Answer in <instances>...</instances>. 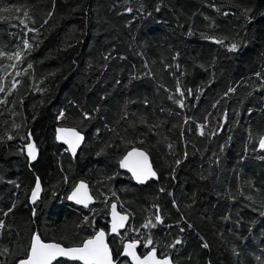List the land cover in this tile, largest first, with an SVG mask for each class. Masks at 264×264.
Listing matches in <instances>:
<instances>
[{"label": "trees", "instance_id": "16d2710c", "mask_svg": "<svg viewBox=\"0 0 264 264\" xmlns=\"http://www.w3.org/2000/svg\"><path fill=\"white\" fill-rule=\"evenodd\" d=\"M0 17V52L22 53L0 56V264L26 256L34 233L73 246L107 230L111 202L129 216L109 239L116 258L133 238L178 264L264 262V0H0ZM57 126L84 135L75 158ZM133 147L157 180L119 170ZM78 179L90 208L66 199Z\"/></svg>", "mask_w": 264, "mask_h": 264}, {"label": "snow or ice", "instance_id": "6c2138e0", "mask_svg": "<svg viewBox=\"0 0 264 264\" xmlns=\"http://www.w3.org/2000/svg\"><path fill=\"white\" fill-rule=\"evenodd\" d=\"M127 12H131V8L125 9ZM2 11L5 12H20L21 9L19 7L15 9L5 8ZM24 15L27 16V11L24 12ZM51 15V13H49ZM5 17H0V19H4ZM23 23V21H21ZM31 31V29H30ZM217 43H223V41H217ZM236 44H232L229 48V51H235L237 49ZM24 48L30 49L31 45L27 40L24 41ZM7 55L9 60L15 59L20 61L22 59L21 51H16L13 54H8L4 52H0V56ZM15 66V65H13ZM29 68L32 67L31 64L28 65ZM259 76L260 73H257ZM15 86V85H13ZM0 91H4L3 87H0ZM179 92L180 89L177 88ZM229 92H232L233 89H229ZM188 94L191 95V90L188 91ZM228 93H225L227 95ZM183 96V93H181ZM171 99V97H170ZM181 107H183V101H177ZM215 107V105H213ZM64 116V112L61 111L60 117ZM201 134H203V126H201ZM57 140H62L64 143L68 145L66 151H70L73 155H75L77 148L79 147L83 137L77 132L75 129H57ZM8 139H12L11 136ZM258 146L260 149L264 150V136H261L258 141ZM27 148V156L29 160L34 161L37 159V148L34 143H28L26 145ZM177 164H180V161H176ZM119 165L121 168H127L132 172V175L135 179L143 183L148 180L150 177H155L156 172L153 171L151 164L148 162V156L145 152L139 150L138 148H133L131 151L127 152V154L119 161ZM41 192V183L39 178L36 179L35 186L31 190V202L35 203L39 197ZM70 201H75L78 205H83L84 207H88V203L91 201V196L88 195L87 185L84 182H80L75 186L72 193L67 197ZM16 207L15 203L12 205V208H9L7 212H4V215L7 216L14 208ZM158 213V209H157ZM33 214L35 215V209H33ZM112 215L113 220L111 224V232L117 233L118 229L124 228V221L127 219V216L120 215L116 212V204H112ZM261 215H264V212H261ZM85 221L88 219L84 218ZM227 219V217H225ZM155 220L157 223H162V218L159 214L155 215ZM4 226V222L0 220V227ZM155 227V224L152 223L151 220L147 221L142 227ZM184 229L181 228V232ZM105 231L103 229L97 231L94 236L84 240L82 245L79 247H71L65 248L61 246L59 243H45L41 240L40 236L37 234H33L30 244V249L27 252L24 259H20L18 264H53V261H56L58 257H68L75 261H82L83 264H114L113 257L108 249V245L105 243ZM138 241L133 240L130 243L124 245V255L130 256L134 264H172V260L168 256H164L163 258H157V250L152 248L147 252L143 257L138 256L135 252V248L137 246ZM181 240L176 239L172 245L169 247H174L176 244H180ZM152 244L151 240H148L145 247H148ZM203 247H208L207 243L203 245ZM9 252V249L4 248L0 255H6ZM260 260V257H257ZM264 264V262H262Z\"/></svg>", "mask_w": 264, "mask_h": 264}, {"label": "water", "instance_id": "95a60500", "mask_svg": "<svg viewBox=\"0 0 264 264\" xmlns=\"http://www.w3.org/2000/svg\"><path fill=\"white\" fill-rule=\"evenodd\" d=\"M60 128H64V129H75V128H73V127H66V126H57V127L55 128V140H56V142L59 143V144H63V145H65V146L68 148V145H67L66 143H64V141H62V140H57V138H56V137H57V129H60ZM75 130H76L77 132H79L80 135L83 137V140L81 141L79 147H78L77 150H76V153H75V155H76V154L78 153L79 148H80V147L82 146V144L84 143V140H85V139H84V135H83L79 130H77V129H75ZM262 136H264V134H263ZM29 143H34V142L32 141V139H30ZM133 148H137V147H133ZM133 148H130L129 150H127V151L125 152V154L122 156V158L127 154V152L131 151ZM257 148H258L259 150H262V149L259 148L258 144H257ZM138 149L141 150V151H143V152H145V153L147 154V152L144 151L143 149H140V148H138ZM69 153H70V155H71L72 158L75 157V155H73L70 151H69ZM25 155H26V157H27V159H28V161H29L30 164H33V163L36 161V160H34V161L29 160V158H28V156H27V148H26V146H25ZM147 156H148V162L151 164L153 171H155V169H154V167H153V164H152V162H151V159H150V157H149L148 154H147ZM122 158H121V159H122ZM121 159H120V160H121ZM120 160H119V161H120ZM118 166H119V170H120L121 172L127 173V174L131 177L133 183H135V184H137V185H144L147 181H149V180H157V178H158V173H157V171H155V172H156V176H155V177H150L148 180L144 181L143 183H140V182H138V181L135 179V177L132 175V172H131V171H129L127 168H121L120 165H119V162H118ZM80 182H84V183L87 185L88 195L91 196V198H92L91 201L88 203V207H84L83 205H78V204L75 203V201H70V200H68V199H67V200L70 201V202H73L74 204H76V205H77L78 207H80V208L87 209V208H89V207L95 202V198H94V197L92 196V194L90 193L89 185H88V183H87L86 181H84V180H78V181L76 182L75 186L78 185ZM34 186H35V185H34ZM34 186H33V187H34ZM75 186L71 189V191L69 192L68 196L72 193V191H73V189L75 188ZM41 193H42V188H41V192H40L39 197H38V199L36 200V202L40 199V197H41ZM68 196H67V197H68ZM36 202H35V203H36ZM30 203H31V204H35V203H32V202H31V192H30ZM116 212H117V210H116ZM117 213H118V212H117ZM119 214H120V215H125V216H127V219L124 221V225L126 226V224L129 222V216H128V214H121V213H119ZM112 220H113V215H112V206H111V209H110V228H109V233H110V234H116V233H112V232H111V224H112ZM125 226H124V228H125ZM124 228L118 229V231L123 230ZM34 234H37V233H34ZM94 235H95V234H94ZM94 235H93V236H94ZM88 238H90V237H88ZM88 238H86V239H88ZM31 239H32V238H31ZM86 239H84V240H86ZM41 240H42V239H41ZM84 240H83V241H84ZM42 241L45 242V243H57V242H55V241H51V240H49V241H44V240H42ZM132 241H133V240H132ZM132 241H130V240L126 241V242L123 244V251L121 252V256H124V257L128 258L130 264H134V262L132 261V258H131L130 256L124 255L123 253H124V245L127 244V243H130V242H132ZM135 241H138L137 246H136V248H135V252H136V254H137L138 256H140L139 249H140V247H141V243H140L139 240H135ZM105 243L108 245L106 239H105ZM81 245H82V243H81L80 245H73V246H64V245L61 244V246L65 247V248L79 247V246H81ZM138 248H139V249H138ZM153 248H154V247H153ZM29 249H30V246H29ZM108 249H109V251H110V247H109V245H108ZM137 249H138V252H137ZM151 249H152V248H150L148 251H150ZM28 251H29V250H28ZM148 251H147V252H148ZM147 252H146L144 255H146ZM110 253H111V251H110ZM111 255H112V253H111ZM142 257H143V256H142ZM157 258H163V257H159V256H158V253H157ZM60 259H67V260H70V261H75V260H72V259H70V258H68V257H58V258H57V260H60ZM57 260H56V261H57ZM171 260H172V259H171ZM54 262H55V261H53V263H54ZM76 262H80L81 264H83L82 261H76ZM17 264H18V262H17ZM114 264H116L115 261H114ZM172 264H174V263L172 262Z\"/></svg>", "mask_w": 264, "mask_h": 264}, {"label": "flooded vegetation", "instance_id": "af4514ba", "mask_svg": "<svg viewBox=\"0 0 264 264\" xmlns=\"http://www.w3.org/2000/svg\"><path fill=\"white\" fill-rule=\"evenodd\" d=\"M59 144V143H58ZM84 144V143H83ZM83 144H82V146H83ZM59 145H61V146H63L64 148V150L63 149H61L60 151L62 152V153H67L70 157H71V155H70V153H69V151H66V149H67V147L65 146V145H63V144H59ZM82 146L79 148V150H78V152L80 151V149L82 148ZM77 155V154H76ZM75 155V156H76ZM72 158V157H71ZM75 158V157H74ZM73 159V158H72ZM127 174V173H126ZM128 175V174H127ZM129 176V175H128ZM78 180H84V179H78ZM77 180V181H78ZM76 181V182H77ZM85 181V180H84ZM76 182L74 183V185L72 186V188L75 186V184H76ZM89 185V184H88ZM72 188H70V190H68V192H67V196H68V194H69V192L71 191V189ZM89 189H90V193L92 194V192H91V188H90V186H89ZM30 192H31V190H30ZM92 196L94 197V195L92 194ZM41 198V197H40ZM95 198V197H94ZM29 199H30V195H29ZM66 199H67V197H66ZM40 200V199H39ZM39 200L36 202V203H38L39 202ZM68 201V200H67ZM95 202H96V199H95ZM95 202L91 205V206H93L94 204H95ZM68 203H70V204H72V205H74L73 207H78L76 204H74L73 202H70V201H68ZM113 203H115V202H111L110 204H109V206H108V213H107V230H104L105 231V233H106V235H105V239H106V241H107V243H108V245H109V247H110V244H109V239H110V237H116V238H121V235L127 230V228H128V226H129V222L126 224V226H125V228L123 229V230H120V231H118L116 234H110L109 233V228H110V209H111V206H112V204ZM116 204V203H115ZM90 206V207H91ZM89 207V208H90ZM80 208V207H79ZM116 210H117V212L118 213H121V214H127V212H125V211H122L121 209H120V207H119V205H116ZM99 230H101V228H99L97 231H99ZM96 231V232H97ZM96 232H94V234L96 233ZM93 234V235H94ZM92 235V236H93ZM92 236H90V237H92ZM128 240H130V241H132V240H136V239H128ZM139 240V239H138ZM44 241H49V240H44ZM140 243H141V247H140V249H139V253H140V256L142 257V256H144V254L150 249V248H153V247H150V245L148 246V247H145V244H147V242H143L142 243V241H140ZM123 244H124V241H122V245H121V249H120V252H122L123 251ZM29 246H30V243H29ZM29 246H28V250H29ZM138 249H137V252H138ZM28 250H27V252H28ZM110 251H111V253H112V257H113V261H115V263L116 264H121L122 262H123V260L125 259V260H127L128 261V263L130 264V262H129V260H128V258H126V257H122L121 256V253L119 254L120 256H119V258H116L115 257V255L113 254V252H112V250H111V248H110ZM168 257H169V255H167ZM159 257H164V256H159ZM23 258H25V255H24V257ZM20 259H22V258H19V260ZM65 260H67V259H65ZM70 261V260H69ZM74 262H76V261H74ZM172 262L174 263V264H178V263H176L174 260H172ZM78 263H80V262H78Z\"/></svg>", "mask_w": 264, "mask_h": 264}, {"label": "bare ground", "instance_id": "6f19581e", "mask_svg": "<svg viewBox=\"0 0 264 264\" xmlns=\"http://www.w3.org/2000/svg\"><path fill=\"white\" fill-rule=\"evenodd\" d=\"M126 241H128V240H126ZM126 241H124V243L126 242ZM58 243V242H57ZM60 244V243H59Z\"/></svg>", "mask_w": 264, "mask_h": 264}, {"label": "rangeland", "instance_id": "374dc122", "mask_svg": "<svg viewBox=\"0 0 264 264\" xmlns=\"http://www.w3.org/2000/svg\"><path fill=\"white\" fill-rule=\"evenodd\" d=\"M124 154H125V153H124ZM124 154H123V155H124ZM30 244H31V243H30ZM122 257L124 258V256H122Z\"/></svg>", "mask_w": 264, "mask_h": 264}]
</instances>
